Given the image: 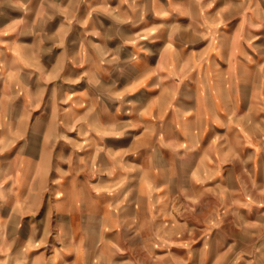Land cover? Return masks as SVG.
Masks as SVG:
<instances>
[{
	"label": "rangeland",
	"instance_id": "374dc122",
	"mask_svg": "<svg viewBox=\"0 0 264 264\" xmlns=\"http://www.w3.org/2000/svg\"><path fill=\"white\" fill-rule=\"evenodd\" d=\"M236 1L237 12L231 11L232 0H213L224 3L217 20L223 29L229 30L235 19L239 25L230 60L237 96L230 111L217 108L213 120L202 115V89L195 93L192 79L171 96L155 84L129 93L94 90L96 105L89 116L95 124H86L85 112L79 111L73 124L60 122L66 107L56 99L61 92H52L46 107L36 102L32 120L41 111L47 121L30 123L31 155L39 164L31 189L35 209L17 235L30 238L29 259L33 255L49 259L72 243L85 254L80 257L83 264H264V0ZM144 6L149 7V0ZM211 13L209 5L202 7V15ZM144 18H150V12ZM130 31L134 28L128 26L127 47L138 38ZM170 34L174 40L169 44L145 46L151 56L147 63L159 60L158 65L178 70L202 63V57L186 60L202 46L192 37L193 28L179 20ZM166 49L177 53L178 63L172 65L160 56ZM136 55L129 52L128 59H114L111 65L125 66L130 72L127 78H132ZM243 70L253 73L246 77ZM167 76L170 80L173 74ZM154 98L172 101L152 109L150 103L147 115H135ZM172 109L190 124L171 118ZM157 110L161 117H156ZM105 112L110 118L104 117ZM8 125L10 146L18 147L28 124ZM85 126L101 135L92 148L89 139L76 137ZM181 131L190 140L176 139ZM108 148L122 152L121 168L108 160ZM92 149L95 153L88 156ZM74 182L84 200L79 205L103 213L100 219L82 211L71 234L62 207ZM102 200L109 208L100 209Z\"/></svg>",
	"mask_w": 264,
	"mask_h": 264
},
{
	"label": "crops",
	"instance_id": "0c3cea01",
	"mask_svg": "<svg viewBox=\"0 0 264 264\" xmlns=\"http://www.w3.org/2000/svg\"><path fill=\"white\" fill-rule=\"evenodd\" d=\"M208 5L213 13L202 15V7ZM223 6L224 3L213 0L204 4L202 0H149L147 9L144 0H0V260L3 264H83L80 257L85 256L71 243L63 249L60 247L49 259L44 256L34 258V255L29 259L33 252L30 238L17 237L24 229V220L35 209L31 205V189L39 164L31 155L30 123L47 121L41 111L32 120V107L36 102L46 107L47 100H53L52 92H61L56 99L66 107L60 122L73 124L77 120L75 112L79 111L85 112L86 124H95L96 120H90L89 116L90 108L96 105L91 93L94 90L113 88L129 93L155 84L171 96L184 82L192 79L195 93L202 89V115H210L213 120L218 116L217 108L230 111L233 98L237 96L230 60L239 25L235 19L229 30L222 28L217 20ZM230 7L231 11L237 12L238 2L232 0ZM146 11L150 12V18H144ZM179 20L193 28L195 41H202L198 52L188 54L186 60L202 57V63L198 61L194 69L184 67L179 70L174 66L158 65L159 60L157 65L147 63L146 59L151 56L145 46L173 41L170 31ZM128 26L134 28L130 34L138 37L130 47L126 46ZM109 28L113 29L111 35ZM144 30L147 31L145 36ZM80 43L84 45L81 49ZM129 52L138 55L135 56L138 59L132 78L125 66L111 65L114 59H128ZM160 56L167 59V63L171 60L172 65L175 61L178 63L177 53L172 49L162 50ZM223 62H226L225 66ZM245 71L242 74L248 77L254 69ZM170 73L173 77L169 80L167 75ZM171 101V98L150 99L146 109L136 111L135 115H147L150 103L152 109L169 105ZM80 104L84 105L81 109L77 107ZM159 110L156 117L163 114ZM104 114L105 118H110L106 112ZM168 114L174 120L179 117L190 124L177 109ZM21 122L28 124L22 144L10 146L8 124ZM86 127L76 137L82 141L89 139L88 146L92 148L93 140L101 135ZM182 131L180 136L175 134L176 139L190 140ZM195 135L199 138V132L195 131ZM92 150L88 156L95 153ZM105 154L113 166L121 168L120 150L108 148ZM75 186V182L71 184L65 195L67 204L62 207L67 211V229L71 234L80 224L82 211L97 214L100 219L103 213L99 208L94 212L93 208L91 211L89 207L80 206L79 202L84 200L79 198ZM102 204L100 209L103 210L109 206L104 200Z\"/></svg>",
	"mask_w": 264,
	"mask_h": 264
}]
</instances>
